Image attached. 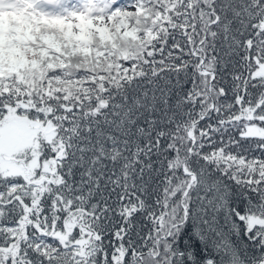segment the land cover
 <instances>
[{
	"label": "snow or ice",
	"instance_id": "obj_1",
	"mask_svg": "<svg viewBox=\"0 0 264 264\" xmlns=\"http://www.w3.org/2000/svg\"><path fill=\"white\" fill-rule=\"evenodd\" d=\"M0 264H264V0H0Z\"/></svg>",
	"mask_w": 264,
	"mask_h": 264
}]
</instances>
